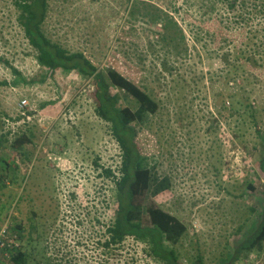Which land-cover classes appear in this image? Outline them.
Segmentation results:
<instances>
[{"label":"rangeland","instance_id":"374dc122","mask_svg":"<svg viewBox=\"0 0 264 264\" xmlns=\"http://www.w3.org/2000/svg\"><path fill=\"white\" fill-rule=\"evenodd\" d=\"M15 1L0 0V140H6L0 147V172L6 163L17 166L19 177L11 183L0 173V205H5L0 233L18 224L25 232L38 225L48 252L61 249L76 264H106L109 257L108 264H153L145 245L130 238L108 255L97 247L117 209L114 185L102 171L116 172L118 146L109 124L94 113L90 80L60 69L46 78L17 22ZM257 1L253 8L252 0H48L41 29L51 42L83 52L99 71L115 69L157 101L159 109L137 129V141L145 165L156 167L171 184L136 203L160 208L186 225L176 247L181 264H197L194 249L204 264H218L264 207L261 144L256 146L251 130L232 137L233 124L217 114L222 94L231 90L220 56L198 48L207 44L212 49L223 38L224 51L241 47L250 52L247 56L264 58L256 53L264 43V0ZM149 5L172 17L191 50L190 57L175 64L167 58V72L161 70L165 54L158 45L163 22L141 16ZM234 16H241L239 29L232 28ZM13 69L23 82L13 84ZM252 73L260 81L245 89L264 101V64ZM119 103L136 106L123 93ZM23 133L31 134L24 149L30 160L24 162L10 147ZM5 232L4 247L18 246L17 233ZM0 252V264H9L7 252ZM234 264H264V244L260 252L242 253Z\"/></svg>","mask_w":264,"mask_h":264},{"label":"trees","instance_id":"16d2710c","mask_svg":"<svg viewBox=\"0 0 264 264\" xmlns=\"http://www.w3.org/2000/svg\"><path fill=\"white\" fill-rule=\"evenodd\" d=\"M252 1V7H258L256 4L258 1ZM236 2L237 0H234L233 4ZM15 5L18 10L17 22L29 46L35 52L38 65L47 70L46 78H49V73L60 69L65 73L74 71L82 78L90 80L94 88L93 97L96 101L94 113L99 119L109 124L110 134L118 146L120 154L116 172L110 169L102 171L103 176L111 179L114 185L117 209L112 221L105 227L98 239L97 247L103 249V255H108L114 249L123 246L124 241L130 238L145 245L146 257L153 264H181V253L176 247L187 233L186 225L160 208L150 205L144 209L141 204L136 203L146 193L156 195L170 188L171 184L168 176L157 175L156 167L148 168L145 165L146 156L137 141V129L144 125L148 116L157 113L159 109L157 101L145 89L115 69L99 71L83 52H69L60 45L51 42L41 29L47 16L48 0H16ZM260 7L264 8L263 5ZM135 13L133 12L131 15L134 16ZM141 16H147L152 23L163 22L158 42L165 54V59L161 62L162 71L167 72L168 59H171V63L175 64L177 60L187 59L191 56L184 31L170 15L149 5ZM238 17L241 16L233 17L232 28L234 29L241 27V25L238 26L241 24ZM226 20L229 19L226 18ZM195 40L198 42L197 38ZM225 41L221 38L212 49H206L207 44L198 46L203 53L219 54V61L223 65L222 72L227 77L224 83L227 88L231 89L227 91V94H222L221 108L217 110V114L228 126L233 124L232 137L234 139L241 138L246 131L251 130L257 139L256 146L261 144L263 153L259 155L258 164L264 173V133L261 130V126L264 125V101L263 99L258 101L257 97H251L250 92L245 89L246 85L257 84L260 81L257 78L255 80L252 78V72L264 64V58L256 59L247 56L250 52L241 47L224 51ZM196 46V43H193L191 47L195 48ZM256 53L264 54V43L261 50ZM13 73L16 75L13 84L18 80L23 82L18 71L13 69ZM120 93L131 98L136 105L134 109L130 106H121L119 103ZM30 135L23 133L14 138L10 145L12 150L20 154L23 162L30 160L29 154L24 151L25 146L30 143ZM5 143L6 140H0V147ZM17 171V166L11 167L4 163L0 173L2 177L9 178L10 182L14 183L19 177ZM3 187L4 184L0 185V188ZM247 188L254 190L251 184H248ZM4 208L5 205L1 204L0 216ZM144 215L148 217V223L144 222ZM257 216L255 220L247 223L246 229L243 231L244 234L240 235V240L235 248H232L228 253H223L218 259V264H234L242 253L261 251L264 244V207ZM9 230L12 231L11 236L17 233L16 238L19 243L18 246H11L9 249L7 246V248L4 247L6 242L3 241L4 248L2 247L1 251L4 254L7 252L9 264H76L74 259L68 257L67 253H63L61 249L52 253L48 252V246H45V234L41 226L31 225L25 232L20 224L14 225L5 232L7 235H9ZM238 233L236 234L238 235ZM166 242L169 245H166ZM194 251L195 263L204 264L199 250L194 249ZM1 257L4 255L1 256L0 252V259ZM109 261L110 257L106 264Z\"/></svg>","mask_w":264,"mask_h":264},{"label":"built area","instance_id":"2783aa9c","mask_svg":"<svg viewBox=\"0 0 264 264\" xmlns=\"http://www.w3.org/2000/svg\"><path fill=\"white\" fill-rule=\"evenodd\" d=\"M4 232H5V230L2 233H0V251H1L2 247H3V245H4V242H3V233Z\"/></svg>","mask_w":264,"mask_h":264}]
</instances>
